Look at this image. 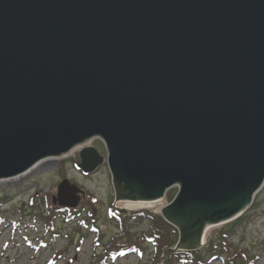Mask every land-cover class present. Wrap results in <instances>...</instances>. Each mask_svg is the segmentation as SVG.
<instances>
[{
    "label": "water",
    "instance_id": "95a60500",
    "mask_svg": "<svg viewBox=\"0 0 264 264\" xmlns=\"http://www.w3.org/2000/svg\"><path fill=\"white\" fill-rule=\"evenodd\" d=\"M79 151L196 251L264 182V0H0V179ZM84 191L62 179L51 202Z\"/></svg>",
    "mask_w": 264,
    "mask_h": 264
},
{
    "label": "rangeland",
    "instance_id": "374dc122",
    "mask_svg": "<svg viewBox=\"0 0 264 264\" xmlns=\"http://www.w3.org/2000/svg\"><path fill=\"white\" fill-rule=\"evenodd\" d=\"M87 146L106 157L103 143L94 138L61 157L41 160L25 175L0 179V264H162L166 249L152 242L141 244V253L114 260L102 259V256L106 246L114 238H120L119 224L125 222L122 217L143 210L159 214L173 199L177 188L168 189L157 202L129 208L125 201L117 203V207L127 210L126 215L118 214L122 219L119 222L117 213L110 211V206H114V188L106 163L90 174H83L76 167L77 151ZM63 178L83 190L84 196L80 197L76 211L70 213L71 209H65L56 213L51 232L53 229L45 225L47 206L59 208L52 204L51 198ZM148 228L147 221L134 223L130 219L125 230L137 238ZM224 233L226 251L214 256L210 247L218 245L219 248ZM201 242L203 246L198 251L203 264H264V186L242 220L209 226ZM171 255L167 264L176 262Z\"/></svg>",
    "mask_w": 264,
    "mask_h": 264
},
{
    "label": "trees",
    "instance_id": "16d2710c",
    "mask_svg": "<svg viewBox=\"0 0 264 264\" xmlns=\"http://www.w3.org/2000/svg\"><path fill=\"white\" fill-rule=\"evenodd\" d=\"M47 216L45 217V225L49 230L54 231V219L56 217V213H61L65 209L63 208H55L49 205L47 206ZM110 211L115 212L112 205L110 206ZM76 210H69V212H74ZM111 212V213H112ZM120 215L116 214V220L119 222L125 220L124 223L119 224V234L121 235L120 238L113 239L108 245L106 246V250L102 256V259H109L114 260L120 257H124L130 253H141V244L145 243H153L157 244L162 250L173 248L178 237L177 230L166 223L160 214H153L149 211L143 210L138 212L129 213L128 215L122 217L120 219ZM132 219L134 223H141L147 221L148 223V231L145 233H140V237L133 238V236L126 233L125 228L127 227V222ZM239 218L235 219L238 220ZM127 221V222H126ZM234 225V224H232ZM226 237V233L223 234L222 241L223 244L219 243L218 245H212L210 247V252L214 256H220L222 252L226 251V243L224 239ZM172 258L177 262L175 264L180 263H191V264H203L202 256L199 251L195 252H175L172 255Z\"/></svg>",
    "mask_w": 264,
    "mask_h": 264
},
{
    "label": "bare ground",
    "instance_id": "6f19581e",
    "mask_svg": "<svg viewBox=\"0 0 264 264\" xmlns=\"http://www.w3.org/2000/svg\"><path fill=\"white\" fill-rule=\"evenodd\" d=\"M96 138V137H95ZM92 139H94V138H92ZM91 139V140H92ZM96 139H98V140H100L101 141V139L100 138H96ZM41 162V161H40ZM40 162H38V163H36L35 165H33L31 168H29L26 172H24V173H22V174H20L19 176H21V175H25L26 173H28L29 171H31L37 164H39ZM148 202H130V201H128L127 203H126V205H127V207L129 208V206H131V205H141V204H147ZM149 203H151V202H149ZM208 228V227H207ZM207 228H205V230L207 229ZM205 230L203 231V234L202 235H204V232H205ZM202 239H203V236H202ZM203 243V242H202Z\"/></svg>",
    "mask_w": 264,
    "mask_h": 264
},
{
    "label": "flooded vegetation",
    "instance_id": "af4514ba",
    "mask_svg": "<svg viewBox=\"0 0 264 264\" xmlns=\"http://www.w3.org/2000/svg\"><path fill=\"white\" fill-rule=\"evenodd\" d=\"M80 148H81V147H80ZM80 148H79V149H80ZM76 156L78 157V160H79V150L77 151V155H76ZM262 186H264V183H263ZM262 186H261V187H262ZM261 187H260V188H261ZM260 188H259V189L257 190V192L253 195V198H252L251 204H250V206L248 207L249 209L253 206V201H254V199H255V195L259 192ZM245 212H246V211H245ZM245 212H244V213H245ZM244 213L241 214V216L239 217V219H241V220L243 219V215H244Z\"/></svg>",
    "mask_w": 264,
    "mask_h": 264
}]
</instances>
